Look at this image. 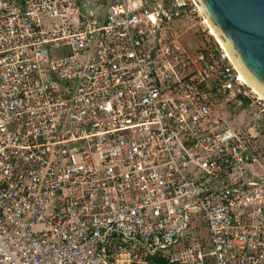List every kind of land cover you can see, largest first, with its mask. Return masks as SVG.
Here are the masks:
<instances>
[{"label": "built area", "instance_id": "1", "mask_svg": "<svg viewBox=\"0 0 264 264\" xmlns=\"http://www.w3.org/2000/svg\"><path fill=\"white\" fill-rule=\"evenodd\" d=\"M210 31L195 0H0V264H264V96Z\"/></svg>", "mask_w": 264, "mask_h": 264}, {"label": "water", "instance_id": "2", "mask_svg": "<svg viewBox=\"0 0 264 264\" xmlns=\"http://www.w3.org/2000/svg\"><path fill=\"white\" fill-rule=\"evenodd\" d=\"M195 1L241 71L264 91V0Z\"/></svg>", "mask_w": 264, "mask_h": 264}, {"label": "rangeland", "instance_id": "3", "mask_svg": "<svg viewBox=\"0 0 264 264\" xmlns=\"http://www.w3.org/2000/svg\"><path fill=\"white\" fill-rule=\"evenodd\" d=\"M194 40L199 43V40L196 39L195 36H193ZM190 39V36H186L184 37V41H188ZM233 124H237V123H244V125L247 124V121H242L240 118L238 117H234L233 119H231V121ZM243 127V126H242ZM259 146L260 149V159H259V163L255 165V168L252 172H259V174L264 177V138H260V140L257 142V147ZM201 236L203 237H207V231L206 229L202 228L201 229ZM208 250V248H207Z\"/></svg>", "mask_w": 264, "mask_h": 264}, {"label": "bare ground", "instance_id": "4", "mask_svg": "<svg viewBox=\"0 0 264 264\" xmlns=\"http://www.w3.org/2000/svg\"><path fill=\"white\" fill-rule=\"evenodd\" d=\"M209 22V21H208ZM210 24V23H209ZM210 28H211V31H210V33H211V35L215 38V39H217V41L221 44V45H223L225 48L227 47L226 46V44L223 42V40L221 39V37H220V35H219V33L214 29V27H212V25L210 24ZM244 74V73H243ZM244 76L246 77V79L249 81V83L252 85V87H254L255 89H257V91H259L263 96H264V91L263 90H261V88L259 87V86H257L255 83H254V81L251 79H249V77L246 75V74H244ZM253 83V84H252Z\"/></svg>", "mask_w": 264, "mask_h": 264}, {"label": "trees", "instance_id": "5", "mask_svg": "<svg viewBox=\"0 0 264 264\" xmlns=\"http://www.w3.org/2000/svg\"><path fill=\"white\" fill-rule=\"evenodd\" d=\"M257 154L260 158V149L259 146L257 147ZM145 260L148 262V264H170L166 259H163L160 256H148L145 257Z\"/></svg>", "mask_w": 264, "mask_h": 264}, {"label": "crops", "instance_id": "6", "mask_svg": "<svg viewBox=\"0 0 264 264\" xmlns=\"http://www.w3.org/2000/svg\"><path fill=\"white\" fill-rule=\"evenodd\" d=\"M255 168V167H254ZM254 170V169H253ZM254 173H259V172H257V171H255Z\"/></svg>", "mask_w": 264, "mask_h": 264}]
</instances>
